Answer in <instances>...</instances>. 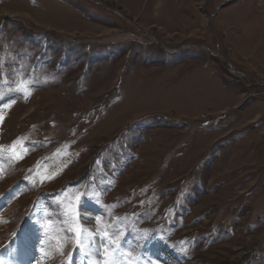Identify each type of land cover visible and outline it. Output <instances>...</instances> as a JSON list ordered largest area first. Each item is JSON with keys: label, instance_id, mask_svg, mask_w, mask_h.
<instances>
[{"label": "rangeland", "instance_id": "obj_1", "mask_svg": "<svg viewBox=\"0 0 264 264\" xmlns=\"http://www.w3.org/2000/svg\"><path fill=\"white\" fill-rule=\"evenodd\" d=\"M0 113V264H264V0H0Z\"/></svg>", "mask_w": 264, "mask_h": 264}, {"label": "bare ground", "instance_id": "obj_2", "mask_svg": "<svg viewBox=\"0 0 264 264\" xmlns=\"http://www.w3.org/2000/svg\"><path fill=\"white\" fill-rule=\"evenodd\" d=\"M130 36L128 35H112L109 40L116 41V40H125L128 39ZM1 166V165H0ZM25 232V231H24ZM90 239L88 240L87 237V245L83 246V259L85 264H104L105 263V251H104V244L105 242L101 240V237L98 238L94 235L89 236ZM85 241V240H84ZM104 251V252H103ZM32 251L28 249V247L23 248L20 254H17L13 257L14 264H23L25 260L29 259L31 256ZM120 257H118L119 259Z\"/></svg>", "mask_w": 264, "mask_h": 264}, {"label": "snow or ice", "instance_id": "obj_3", "mask_svg": "<svg viewBox=\"0 0 264 264\" xmlns=\"http://www.w3.org/2000/svg\"><path fill=\"white\" fill-rule=\"evenodd\" d=\"M28 94H30V92ZM13 103H14V101H13ZM3 107H5V108L6 107H10V104L5 103V104H3ZM2 120H3V114L0 113V122H2ZM41 179L43 181L44 179H51V177L50 176H44ZM77 199H79V197H77ZM76 231H77V236H79L80 235V230L77 229ZM101 240L105 242L104 251H105L106 254L108 252V246L109 245H114L117 248L118 251H119V249L121 247L120 245H118L116 243V241L114 239H112L109 236L108 232H106V231L103 233V236H101ZM77 243H78V248L83 246L79 241ZM120 255H121V259L115 261L114 264H139V262H134L131 259H127V256H130V254H126V253L121 252ZM148 264H155V261L149 260Z\"/></svg>", "mask_w": 264, "mask_h": 264}]
</instances>
